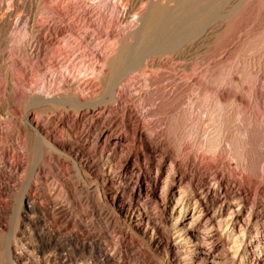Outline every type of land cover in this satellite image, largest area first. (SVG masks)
<instances>
[{
  "label": "bare ground",
  "instance_id": "1",
  "mask_svg": "<svg viewBox=\"0 0 264 264\" xmlns=\"http://www.w3.org/2000/svg\"><path fill=\"white\" fill-rule=\"evenodd\" d=\"M169 1L173 4L164 6L150 2L147 11L137 17L139 25L129 32L132 41H122L116 53L105 56L96 50L106 70L95 68L92 77H79L70 70L67 75L63 74L61 86L44 88L42 92L35 91L31 77L57 62L56 51L50 54L44 52L40 44H28L31 55L36 49L38 52L11 71L5 64L8 57L5 50L12 24L0 21V63L3 65L0 72L5 84L4 90H0V107L7 110V115L16 120L17 125L14 132L3 131L0 120V229L5 226L3 219L7 213V204L2 198L13 192V182L24 158L31 156L39 164L48 159L47 151L67 154L72 160L71 168H76L81 179H85L83 183H89L87 188L85 184L72 185L74 183L66 177V168L57 166L54 168L61 181L59 188L39 186L36 179L41 171L36 173L35 179L29 178L15 195L11 231L0 246V264H130L127 250H122L128 238L144 246L148 254L158 257L161 264H264V186L261 185L264 157L255 148L256 144L253 145L254 137L264 132V123L258 133L249 124H254L260 114L264 116V105L259 98L262 89L257 88L255 98L253 96L257 76L248 81L249 72L245 67L240 79L233 81L234 90L245 93V100H239L244 103V112L237 111L235 94L221 101L216 89L209 91L205 84L194 90L197 98L207 93L210 100L215 98V105L220 104L225 113L224 116L221 111L217 113L223 124L212 129L205 144H201L207 150L215 154L224 152L219 146L225 128L240 115L243 137L238 140L229 135L228 142L233 149L227 152L233 151L234 157H228L239 160L245 189L239 179L226 186L217 169L218 160L206 161L203 165L204 154L185 157L178 136L185 121L181 113L171 114L169 133L164 132L171 137L163 138L161 131L152 130V123L141 108V104L151 101L160 112L169 110L171 99L167 90H162L167 85L154 86V70L161 65L164 54H168L170 63L179 62L176 72L170 76L172 80L176 81L178 74L189 70L192 57L180 49L179 28L189 26L188 21L195 17L200 23L219 13L216 8L222 0ZM255 1L264 6V0H241L229 10L223 16V23L213 31L209 43L217 42L227 28L228 34L219 41L224 44L232 41L231 37L239 33L244 24L239 25L238 20L243 15L244 5L249 3L254 8ZM133 10L134 7L131 12ZM259 28L263 31L260 29L261 33L257 31V34L254 31L257 35H253L254 39L248 34L253 40L245 41L246 36L241 44L238 41L239 45L228 51L230 58L220 51L221 57H214L220 63L259 46L264 42V21ZM37 31L33 21L28 24L24 47L36 37ZM82 43L87 47L95 46L87 36L82 37ZM257 67L258 73H264V58ZM124 79L126 83L122 84ZM139 79L144 80V89L140 85L136 87ZM246 83L249 86H245ZM190 86L186 85L184 90L192 89ZM135 98L140 100V108L128 105ZM112 109L114 116L110 115ZM119 112L123 113L122 118ZM40 113L47 115L41 118ZM17 114L25 121L17 118ZM9 137L14 140L13 145L7 143ZM195 139L192 142L197 147L204 142ZM193 163H201L202 167L191 173ZM61 165L64 167V163ZM204 167L214 169L207 184L198 180L202 178L200 170ZM243 189L252 195V200L242 195ZM258 195L262 197L260 202L254 200ZM139 259L132 264H143Z\"/></svg>",
  "mask_w": 264,
  "mask_h": 264
},
{
  "label": "rangeland",
  "instance_id": "2",
  "mask_svg": "<svg viewBox=\"0 0 264 264\" xmlns=\"http://www.w3.org/2000/svg\"><path fill=\"white\" fill-rule=\"evenodd\" d=\"M150 2L158 3L159 5H164V6L167 4L168 5L173 4V2L169 0H0V21H8L12 24V27L10 28L9 32H7L8 34L7 36L10 38H8L9 39L8 47L5 50V54L6 56H8L6 57L5 64L11 71L17 70V68L24 63L23 61L25 62L28 61L25 59L27 58L29 59V56H33L35 53L38 52L37 51L38 49H36L33 55H31L30 51L27 50L28 44L29 45L40 44L41 47L44 46V48H42L44 52L47 53L49 52L51 54L52 52L56 51L58 55V59L54 65L49 66V68L45 67L44 69L41 70L40 74H36L31 77L33 81L32 86L33 85L36 86L34 87L35 91L40 92L41 90L43 91L44 88L49 87L48 89L50 88L52 89V86L53 88L61 86L63 76L67 75L70 72V70L76 72V74L79 77L81 76L92 77L93 72L96 71L95 68L96 69L103 68L104 70H106V67L104 68L103 66L104 62L99 58L98 54H96L97 53L96 50L97 49L100 50L102 54L105 56H111L114 53H116V50L121 45L122 41L131 42L132 38L129 36V32L135 29L136 26L139 25L137 17L139 14L145 13L147 11L148 5L151 4ZM240 2L241 0H225V1L222 0L221 3H219L216 8L219 11V13H214L216 15L213 14L214 16L213 15L210 16L212 18L208 17V20L207 19L204 20L205 22L203 21L198 23L197 21L198 18L196 19L195 17L191 19L193 20L194 23H191L190 20L188 21L189 23L187 24V25L190 24L189 26H183L179 28L180 32H178L177 36H180V34L182 35L180 36L181 38L178 41L180 49L183 51L184 54L192 57L189 63V68H188L189 70L178 74L177 75L178 80L177 79L176 81L172 80L170 76L176 72V65H178L179 62L171 61L170 63L168 54H164V56H167V59L164 56L162 57L160 63L161 65L158 68H155L156 71L154 70L153 73L154 75H152L155 82L154 86L161 85L162 87H164L167 85L166 89L163 88L162 90H167L168 92L167 96H169L168 98L171 99L170 100L171 105H169L170 111L167 110L160 112L158 110L159 107L152 105L151 101H148L145 104L144 103L141 104V102H139L140 100H137V98L128 102V105L133 106V108L138 106H139L138 108H140V106L143 105L141 108L144 111H146V115H147L146 119L153 124V125L150 124L152 130L153 131L156 130L157 132L161 131L160 133L162 134L163 138L171 137L170 134H169L170 137L168 134H166L169 133L167 131L168 130L167 126L169 125V121H171L170 119H172L171 114H174L176 112L181 113L185 121L183 122L182 125L183 130L181 129L178 136L179 138H181L180 141L184 149L182 153L185 154V157L190 158V157H195L197 154H204L205 159L202 161L203 165H206L205 163L207 162L212 163L215 160H218L219 166L217 169L219 172L222 173V177L224 183L226 182V186L228 187L227 185L228 183L239 179V181L242 182L243 188L245 189L246 182L244 181L245 179L243 177V174L241 175L242 170L239 166V160L236 157L232 158L234 157L232 155L233 151H231L232 154L229 152L233 148L228 142V140L230 139L229 135H231V137H235L238 140L239 138L241 139V137H243L242 132L240 131L242 128L240 115H237L235 117V120H232L230 122L231 124L229 123L227 125L226 127L227 129L225 128L226 137L223 136V141L221 140V144L219 146L220 148L221 147L224 148L223 149L224 152L221 154L218 153L219 155L216 153L218 156H215L216 155L215 153L207 150L202 145L205 144L206 139L208 138V136H210V133H212L215 130V127L217 128L223 124V120L217 117V113H220L221 111L220 114L221 115L223 114V116L225 115V113L221 110L220 104L215 105L214 103L215 98H213L212 100L209 99L208 93L201 98H197L195 95L197 91H194L198 87L202 86V84L203 85L205 84L209 91L212 89L213 90L216 89L215 91L220 95L221 101H227L229 99V97H227L229 94H235L236 97L235 106L237 105L236 106V108L238 109L237 111L244 112V103L241 101L245 100L244 98L245 93L244 91L236 92L234 90V83H236L240 79V75H241L240 73L247 68L246 70L249 72L247 76L248 81H252L253 78L257 76V81L253 89L254 90L253 96L255 98L256 89L261 88L262 94L259 96V98L262 100V106L264 105V73L263 72L258 73V67H257L260 61L263 60L264 58V44H263L264 42H261L260 43L261 45L259 44V46H256L247 53L241 52L240 54L236 55L237 57L234 56V58H232L231 60L225 58L226 60L222 59L225 62L221 61L219 63L217 61V59L221 57L220 52L223 53L225 57L229 53L228 51H232L236 47V45L238 46L239 44H241L242 41H244V39L246 38V36L248 39L246 38L245 41H251L254 39V36L257 34V31L258 33L260 31L261 32L263 31V28L261 29L259 27L260 24H262L264 21L263 20L264 6L263 5L260 6L261 3L258 1H255V4L253 3V5L256 6L254 8H252L253 6H250L249 3L245 4L243 7L244 8L243 15L241 14L239 16L240 19H238L239 23L241 22V24L238 23L239 25H242L243 23L244 24L243 26H241L242 27L241 31H239V33H236V35L234 34L233 35L234 38L231 37L232 41H228L225 44L221 43L222 41L221 42L219 41L223 38V36H226L228 34V30H227L228 28H227L225 29L226 31L224 30L222 34L219 36L220 38L218 40L216 39L217 42L211 40L210 43H212V45L209 43L210 41L209 38L212 37L211 35L213 31L219 28L220 23L221 24L223 23L224 21L223 16L225 14H228L229 10H232V8L235 5H237V3ZM133 7L134 10L131 12V9ZM198 13L201 15L200 11ZM198 13L197 16L199 17ZM254 15L256 16V18ZM250 18L251 19L253 18L252 21ZM248 20L249 23L251 22V24L248 23ZM32 21L36 25L38 31L35 35L36 37L32 39L29 43H27L26 47H24L25 40L28 36V24L31 23ZM195 23L196 25L193 26ZM190 27L192 28L191 31L189 29ZM255 28H259V29L255 30ZM183 29L185 30L182 31ZM254 31L256 34L254 33ZM248 34L251 37H253V39ZM84 36H87L88 38L94 41L95 44L94 48L92 46L87 47L85 46L84 43H82V37ZM205 38L207 40H205ZM37 40H40L41 43H39ZM204 41H206L207 43ZM208 43L210 45H208ZM216 44H218L220 47ZM220 44L221 45L224 44V45L221 46ZM66 51L68 52L66 53ZM214 55L215 56L220 55V56H218V58H215ZM248 60L250 63H248ZM19 61L21 63H19ZM164 63H166V65H164ZM245 63L249 65L246 66ZM2 66H3L2 63H0V67ZM228 68L229 71H227ZM1 69L2 68H0V70ZM0 76H1L0 90L3 91L5 84L1 72H0ZM125 83H126V79L122 81V84ZM136 83H137L136 86L137 88L138 85H140L139 86L140 88L141 87L143 89L145 88L143 79L137 80ZM187 83L191 85L190 87L192 89L189 88L186 92V89L184 90V87L188 85ZM246 85L249 86L248 83H246L245 86ZM182 89L184 91L183 93H182ZM29 90H30V86L28 87V91ZM18 95L20 96L19 91H18ZM240 99L241 101L239 102ZM214 106L216 108H214ZM117 109L118 111H120L119 109H121V106H119V108L117 107ZM112 112L113 114L110 115L112 116L116 115L113 109ZM119 113L117 114L122 118L123 113L120 114ZM212 113L215 115H213ZM7 114H8L7 110L0 107V120L2 122L1 128L3 129V131L14 132L15 129L17 128V125L15 124L16 120H13V118L9 117V115ZM39 115L41 118H45L47 114L40 113ZM212 116H216V117L214 118ZM16 117L22 118L23 121H25L24 117H22V115L20 114H17ZM263 123H264V116L263 114L262 115L260 114V116L256 118L254 124L249 122L251 126L249 124L248 126H250L255 130L257 129L258 131L256 130V132L258 133L259 131L260 132L262 131ZM260 128L261 130H259ZM212 129L213 131H211ZM237 130H238V134H237ZM180 134L182 135V137ZM259 134L260 135H258V137L256 138L254 137L253 145L256 144L255 148L259 151L261 156L264 157V132L262 131ZM194 138H196L195 140H197L199 143L204 141L203 143H200L201 147L199 145L197 147L193 143ZM242 140L244 141L245 139ZM7 143L9 145H13L14 140L11 137H9ZM137 146L139 147V145L137 144L136 147H134V149L137 150L138 149ZM250 147L251 145H249V147L247 146V148ZM227 148L230 149L228 150ZM228 155L229 156L232 155V157H228ZM46 156H47L46 159L47 158L48 159L47 160L44 159V162H41L39 164L35 163V160L31 159V156L24 158L22 161V168L18 171L17 178L13 182L14 190L16 191L13 190V192L4 195V197L2 198L3 202L7 204V213L3 219L5 226L4 228L0 229L1 234L3 232V234L0 235L2 236L0 237L1 240L0 246L3 244V241L9 235V234L7 235V233L11 231V223L13 221L12 210L15 204L14 202H15L16 193L19 192L21 187L29 180V178L35 179L34 176L36 175V173H38V171L41 172H39V175L36 179L37 184L41 187H44L45 189H52L55 186L56 188H59L60 185L59 183H61L57 175V170L54 168V166H57L61 169L66 168L67 170L66 177H68L70 182L72 181L71 183H74L72 185L80 186V184H85L83 183L85 182V179H81V176L77 172L76 168L74 167L71 168V166L73 165L70 156H68L67 154H60L56 151H47ZM63 163H64V167H62L61 165ZM202 164L200 163L199 165H196L193 163L190 166L191 169L189 172L193 173L194 172L193 169L202 167L200 166ZM140 165L141 167H143L144 161ZM194 165L196 168L194 167ZM39 167H41L42 169H38ZM209 168L207 169V167H204L200 170L203 173L202 178L198 179L199 182L201 181L200 182L201 184H207V182H210V177L213 176L214 169L212 168L209 169ZM261 185L264 186V182L261 183ZM87 186H89L88 181L85 184L86 188ZM244 189L242 190V195L244 197L251 198L252 195L249 192L244 191ZM254 200L256 202H260L262 200V197L258 195L255 197ZM4 236L6 238H4ZM131 239L132 238L126 239V242L122 245V250L123 251L127 250L128 252V257H129L128 261L130 262V264L134 263L135 259L138 258H140L139 260L143 264H161L159 262L160 259L158 257L152 254L151 255L148 254L144 246L140 245L139 243ZM255 249L256 248L254 247L253 250ZM76 258H80V257L77 256Z\"/></svg>",
  "mask_w": 264,
  "mask_h": 264
}]
</instances>
